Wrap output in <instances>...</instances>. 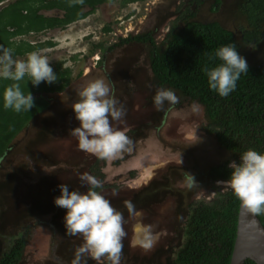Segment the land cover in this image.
<instances>
[{
  "label": "rangeland",
  "instance_id": "1",
  "mask_svg": "<svg viewBox=\"0 0 264 264\" xmlns=\"http://www.w3.org/2000/svg\"><path fill=\"white\" fill-rule=\"evenodd\" d=\"M12 1L2 3L0 10ZM242 1L220 0L216 5V0H202L198 5L196 0H146L122 9L114 2L63 30L11 41L52 42L53 47L36 52L45 56L52 68L59 63L70 68L72 80L65 91L49 95L50 109L18 135L9 158L0 164V258L22 238L27 248L21 264H71L76 248L83 244L79 235L74 239L62 235L65 230L61 234L56 218L62 209L54 205V198L60 195L61 184L70 183L79 191V176L94 159V155L78 149L77 138L70 134L79 126L72 106L80 100L79 91L103 79L126 110L123 121L113 126L133 141L131 150L109 159L105 169L106 182L118 180L121 185L118 195H112L114 189L102 192L127 220L121 264H174L184 242L190 203L214 197L208 172L231 155L203 130L206 117L199 104L185 102L170 108L166 105L164 111L154 109L153 96L158 88L153 85L144 45L132 44L103 54L94 44L107 48L118 37L142 32H153L161 41L171 22L189 10L196 21L218 22L233 31L247 63L261 65L264 25L258 43L243 42L242 31L250 25L240 8ZM106 26L111 27L110 33L104 31ZM119 159L122 161L115 166ZM150 167L151 173L146 175ZM131 171L136 176L129 179ZM190 175L197 183L191 187ZM125 201L134 204L137 216H129ZM137 222L154 226L158 240L150 250L132 243ZM87 264L96 261L89 258Z\"/></svg>",
  "mask_w": 264,
  "mask_h": 264
},
{
  "label": "trees",
  "instance_id": "2",
  "mask_svg": "<svg viewBox=\"0 0 264 264\" xmlns=\"http://www.w3.org/2000/svg\"><path fill=\"white\" fill-rule=\"evenodd\" d=\"M6 0H0V2ZM116 0H14L0 12V43L12 49L13 57L22 56L34 50L53 47L51 42L37 47L25 45L14 47L10 39L21 33L41 31L84 20L95 13L99 6L110 4ZM120 8L146 0H117ZM39 4V5H38ZM220 0H216V5ZM58 8L64 12L63 20L57 17L47 18L42 10ZM240 8L247 16L249 29L242 31L244 43L255 44L261 39L264 25V0H243ZM23 11L28 14L24 15ZM182 14L171 22L169 31L161 41L153 32L130 34L118 37L110 47L94 44V49L103 54L113 52L124 46L144 45L148 50L149 68L153 85L157 88H167L175 92L179 98L177 105L185 102L197 103L204 108L206 124L203 130L212 135L221 148L227 151L230 159L214 165L208 172L209 184L212 186L214 197L194 200L189 205V213L184 226V242L178 250L174 264H230L234 250L240 201L229 189L224 191L217 187V181L227 180L231 175L228 167L232 161L239 162L240 155L249 149L264 153V64H248V73L241 75L236 90L226 98H221L208 87L207 77L201 69L207 65L215 67L221 63L214 57L215 50L227 43H235L240 53L236 34L224 28L218 22L202 23L196 20L194 14ZM187 13V12H186ZM13 29V31H10ZM106 33L112 31L110 26L104 28ZM241 54V53H240ZM102 63V62H101ZM57 74V82L49 85L41 83L33 87L26 76L18 82L21 91L34 98V107L30 112L16 113L3 107V92L14 82L0 80V164L10 156L15 139L36 117L45 114L50 109L51 100L48 95L59 94L71 84L72 70L64 68L59 63L53 68ZM92 156V155H91ZM91 164L86 173L93 175L103 182V189L118 191L121 185L118 180L112 184L106 182V167L109 160H101L92 156ZM122 160L114 161L117 166ZM136 176L135 171L128 173V178ZM69 190H74L70 183ZM81 187L79 191H86ZM101 191V189H97ZM52 202V201H51ZM66 210L56 218L64 228L63 218ZM264 226V215L259 216ZM54 226L51 232L56 234ZM65 233V232H64ZM62 235H65V234ZM79 238V236H75ZM73 237L74 239H77ZM27 248V242L19 238L11 249L1 258L0 264H21ZM103 264H109L103 259ZM245 264H255L248 260Z\"/></svg>",
  "mask_w": 264,
  "mask_h": 264
},
{
  "label": "clouds",
  "instance_id": "3",
  "mask_svg": "<svg viewBox=\"0 0 264 264\" xmlns=\"http://www.w3.org/2000/svg\"><path fill=\"white\" fill-rule=\"evenodd\" d=\"M214 58L221 63L215 67L205 65L201 71L207 77L209 89L226 98L236 90L241 75L248 73V64L235 43L216 49L214 57L210 55L209 60ZM26 76L33 87L42 82L49 85L57 82V74L50 61L39 52L28 53L25 60H17L13 58L12 49L0 47V80L14 82L3 92L5 109L20 113L30 112L34 107L33 95H25L18 83ZM78 95L80 100L73 104L72 110L79 126L70 133L77 138L78 149L101 160L113 159L130 151L131 138L113 126L114 122L123 121L126 110L109 85L103 79H96ZM178 102L175 92L167 88H158L153 96L156 111H164L166 105L170 108ZM228 167L231 169L230 177L217 181V187L230 189L241 207L252 216L264 215V153L249 149L240 155L239 162L232 161ZM190 177L189 187L196 183L195 178ZM79 180L86 191H70L66 184H61L60 195L54 198V205L66 210L63 218L65 235H79L83 239V244L74 252L71 264H87L89 258L96 264H102L103 259L109 264H121L123 241L128 236L125 228L127 220L102 194V181L88 173L81 174ZM112 195L118 193L113 191ZM124 206L129 216L138 215L131 201H125ZM133 230L135 238L132 243L144 250H150L158 240L151 224L137 222Z\"/></svg>",
  "mask_w": 264,
  "mask_h": 264
},
{
  "label": "water",
  "instance_id": "4",
  "mask_svg": "<svg viewBox=\"0 0 264 264\" xmlns=\"http://www.w3.org/2000/svg\"><path fill=\"white\" fill-rule=\"evenodd\" d=\"M248 260L264 264V226L259 217L252 216L240 205L230 264H245Z\"/></svg>",
  "mask_w": 264,
  "mask_h": 264
},
{
  "label": "flooded vegetation",
  "instance_id": "5",
  "mask_svg": "<svg viewBox=\"0 0 264 264\" xmlns=\"http://www.w3.org/2000/svg\"><path fill=\"white\" fill-rule=\"evenodd\" d=\"M6 1H8V0H6ZM202 0H196V3L199 5V4H201L200 2H201ZM5 1H2V2H0V5L2 4V3H4ZM13 2V1H12ZM115 2H118L117 0L115 1ZM11 3V2H10ZM9 3V4H10ZM114 3V2H113ZM113 3H110V4H104V5H101V6H99V8H101V7H103V6H111ZM139 3V2H138ZM8 4V5H9ZM134 4H136V3H134ZM8 5H6V6H4V7H2V9L0 10V12L3 10V9H5ZM39 5V4H38ZM119 7H120V5H119ZM98 8V9H99ZM97 9V10H98ZM57 12V13H56ZM187 12V13H186ZM191 12V11H190ZM41 13L42 14H44V16H46L47 18H52V17H57V18H59V19H62L63 20V17H64V12H62V11H60L58 8H49V9H47V10H42L41 11ZM23 14L24 15H27L28 14V12L27 11H23ZM51 14V15H50ZM182 14H185V15H189V13H188V11L187 10H185L183 13H181V15ZM191 14H194L193 12H191ZM195 15V14H194ZM194 20V19H193ZM80 21H82V20H80ZM76 22H79V21H76ZM76 22H73V23H76ZM73 23H70V24H68V25H66L65 27H61V26H56V27H53V28H47V29H43V30H41V31H38V32H36V31H31V32H29V33H21V34H19V35H16V36H14V37H12L11 39H10V42L13 40V39H17V38H24V37H26V36H29V35H34V36H41V35H45V34H47V33H50L51 31H55V30H63V29H65L66 27H68L69 25H71V24H73ZM3 25L4 24H2L1 22H0V28H2L3 27ZM169 28H170V25H169V27H168V30H167V32L169 31ZM10 31H13V29H10ZM50 41H46V42H42V43H38V42H32V43H29V42H25V41H15V42H11L12 44H14L15 43V45H12V46H14V47H21V46H25L26 44L27 45H30V46H32V47H37V46H39L40 44H46V43H49ZM51 43V42H50ZM0 47H4V48H7L6 46H3V43H0ZM47 48H51V47H47ZM42 49H44V48H42ZM42 49H40V50H42ZM40 50H34L35 52L36 51H40ZM34 51H32V52H34ZM31 53V52H30ZM27 54L28 53H26L25 55H22V56H16V57H13L14 59H16V58H18V57H24V56H27ZM68 68V67H67ZM49 96V95H48Z\"/></svg>",
  "mask_w": 264,
  "mask_h": 264
},
{
  "label": "bare ground",
  "instance_id": "6",
  "mask_svg": "<svg viewBox=\"0 0 264 264\" xmlns=\"http://www.w3.org/2000/svg\"><path fill=\"white\" fill-rule=\"evenodd\" d=\"M153 168V167H152ZM151 173V167L146 170V175H149ZM144 177V176H143ZM146 177V176H145ZM144 177V178H145Z\"/></svg>",
  "mask_w": 264,
  "mask_h": 264
}]
</instances>
